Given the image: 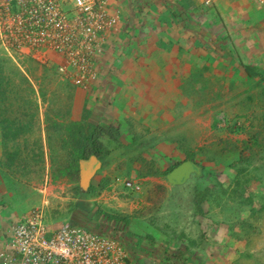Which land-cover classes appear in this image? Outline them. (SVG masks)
Returning a JSON list of instances; mask_svg holds the SVG:
<instances>
[{
    "label": "crops",
    "instance_id": "0c3cea01",
    "mask_svg": "<svg viewBox=\"0 0 264 264\" xmlns=\"http://www.w3.org/2000/svg\"><path fill=\"white\" fill-rule=\"evenodd\" d=\"M141 1L120 0L121 6L118 5V7L125 15L121 27L122 33L120 34L122 40L119 39L118 41L119 47L115 46L111 50L110 57L108 55L103 60L106 62L105 67L108 70L100 69L101 77L104 80L96 83L89 92L80 88H73L68 83H61L63 85L60 88L62 91L67 93L71 90L72 96L73 93L76 96L74 104H66L68 107L65 111L67 115L63 119L71 118V121L67 123L71 124L84 116V118H88L89 122L97 123L96 120L98 122L101 120L112 126L117 125L116 131L128 134L129 138L125 137L124 140H127V149H131L127 151L132 156L136 150L139 152V156L146 152L149 162L158 164L156 155L151 154L153 149H157L159 158H172L171 162L166 161L164 163L166 167L163 169L159 164V167H155L154 171L149 170L150 168L147 170L139 169V167L137 170L134 167L128 169L125 167L124 169L127 175L139 174L143 188L145 185L150 188L151 184L165 186V197L158 204L146 199L147 206L155 207L153 214L140 213V207L138 208L139 205L136 204L131 212L126 210L124 216H119V218L100 214L99 211L101 210L97 211L94 216L88 217L87 214L90 212L87 211L89 209L86 204L90 201L76 199L74 201H78L82 208L78 210L80 215H72V220L80 222L82 226L87 225L99 233L104 231L107 235L122 241L128 251L130 264H194L193 258L196 264H235L236 262L249 264L248 256L252 253L255 255L252 249L256 247L255 238L258 237L256 235L262 232L261 224L257 223L256 217H254L255 214L258 215L257 217L263 216L261 206L256 208L253 205V208L259 211L254 213H250L249 206L245 207L248 215L246 216L244 213V221H251L253 224L251 228L256 231L248 238L244 236L240 240L237 236L230 235V225L224 221L223 216H219L223 219H218L216 217L218 214L215 213L216 216L210 219L212 214H209V211L214 210V206L210 205L209 202L203 203V213L205 214L202 215L199 212L200 216L196 219L197 223L202 222L204 224L202 226L203 233L198 240H196V236L193 238L196 231L191 232V226L188 227L191 237L185 235L186 238L179 239L178 232H174L177 228V220L182 218L181 215L178 216V210L171 209L173 201L171 195L176 193L174 191L178 190L180 193L191 191L196 200V188L208 189L216 182L221 183L225 188H229L231 176L230 173H227L228 170L225 165L216 161L211 162V166L218 175L216 173L204 174L206 164L198 160L197 156L200 155L194 153L193 147L185 146L180 142V139L185 135L182 132L185 131L176 134L173 131H178V125H182L180 123L182 110H184V116L189 115L186 107L189 98H192V104L199 107V103L203 104L208 102L207 100L212 101L219 97L218 94L224 95V92H227L229 96H232L231 103L235 104L232 105L233 117L235 114L240 117V123H243L246 129L244 133L251 132L241 133L238 140L248 142L247 134L250 135L251 139L256 138L257 129L255 127L260 124L257 122V124H248L244 117L250 116L249 110L251 108H256V106L258 108L262 105L261 99L264 97V89L262 90V86L261 89L255 87L256 89H252L251 92L254 95L251 94L250 100L245 101L243 94L245 95L247 91L241 90L239 85L246 83L244 78L247 71L243 63L247 61L252 62V69H250L252 72L264 75L263 64L260 68L263 72L254 68L256 63L263 59L264 50L262 44L260 45V40L264 35V6L258 7V3L253 2L254 0H157L158 12L160 11L157 20L152 23V28L141 30L135 17ZM184 10H188L190 13V20L197 21L193 24L194 26L190 24V27H182L178 23L182 20L180 13ZM235 16L238 19L234 18ZM186 21L189 25V21ZM136 28L140 32L138 36L135 35ZM149 29L154 32L150 33ZM217 31L218 39L214 38ZM141 32H148L149 35L146 34V36ZM122 41L130 44V47L129 45L126 48L120 46ZM110 48L108 46V52ZM216 83L220 84L218 89ZM15 90L17 88L11 85L8 90L5 88L4 92L10 96ZM207 94L211 96V99ZM69 97L70 95H68ZM108 97L113 99L111 107L104 103L109 102ZM39 106L41 107L40 103L36 105V116H34V123H36L37 128L30 133H25L24 130L17 128L16 131L18 132L5 133L9 121L7 122L3 116L4 112L6 114L5 107L4 112L0 107V253L8 250L9 238L12 235L11 230L14 225L21 221L24 215L31 211L28 210L35 207L39 202L43 206L45 196L42 193V188L44 182L47 179L48 181L52 180L48 176L50 160L58 159V157L66 159L62 164L59 163V167L56 168H62L61 178L64 181L69 180V170H66L70 166L67 161L69 156L62 157L59 147L50 144L48 131L52 126H47V120L45 123L42 122ZM99 108L101 111L97 116L94 110ZM259 109H262V106ZM191 119L195 120L193 117ZM31 121V119L27 120V122ZM249 121L251 122V119ZM124 124L126 125L125 128ZM2 127L5 132H3ZM152 129L154 132L151 131ZM54 139L58 140L55 137ZM135 141L139 142V146L135 145ZM228 142L227 139L221 140L223 146ZM113 148L115 147L111 148L110 155L106 156L108 159L114 154V152L112 153ZM240 148L242 149V147ZM241 149L238 151L239 154L242 152ZM255 150L250 153L244 149V156L247 157L251 154L258 156L259 153L256 154ZM196 152L199 153L198 150ZM188 155H195V159L189 161L196 164L200 172L193 174L191 179L181 186L165 183L161 175L167 169L188 160ZM38 165H43L44 171L46 170L45 173H47L41 185L32 182L33 180L42 181V178H39L40 172L36 171ZM52 166H57V164L53 162ZM116 169L114 167L113 170L115 171L110 170L111 176L117 173ZM99 170L101 171V168ZM124 170H121V173H124ZM98 171L96 174L93 173L90 183L83 182L85 189H88L86 186L90 184L89 190L92 188V195L97 197V200L101 196L99 188L102 186V182L110 175L106 170L103 173ZM220 172L224 174L220 176ZM152 173L156 174L153 175ZM202 174L205 176V182L200 184L199 177ZM226 174L229 176V180L220 182V179ZM8 175L12 180L10 183L6 182ZM233 175L236 176L235 173ZM79 179L78 186L81 187L80 175ZM196 181L200 183L198 184ZM195 184H198V187H195ZM107 185L109 184L107 183ZM191 185H193V191ZM258 186L255 185V188ZM58 188L61 192L64 187ZM25 193H28L29 199L18 200L19 206L17 208V199ZM144 193L145 191L139 195L146 196ZM24 208L25 211H23ZM108 210L109 214L114 215L112 211L110 212V208ZM26 211L28 212L22 214ZM127 213L129 214L127 215ZM240 223H242L241 229H235L239 235L246 228L245 222L240 221ZM225 226L228 227L229 231L227 235L222 231ZM209 236L213 237L214 240L205 241ZM178 240L181 241L179 243H182L181 247H179L180 244L178 246ZM208 242H213V245H208ZM183 244H193V253L188 247L184 248ZM210 245L212 246L209 249L208 246ZM178 248H184V251H178ZM232 249L235 250L233 253L236 256L227 258V252ZM263 252L264 247L255 256L262 255ZM0 264H2L1 259ZM260 264L263 262L261 261Z\"/></svg>",
    "mask_w": 264,
    "mask_h": 264
},
{
    "label": "rangeland",
    "instance_id": "374dc122",
    "mask_svg": "<svg viewBox=\"0 0 264 264\" xmlns=\"http://www.w3.org/2000/svg\"><path fill=\"white\" fill-rule=\"evenodd\" d=\"M253 2L258 3V7L264 6V0H257V1L254 0ZM114 5L117 10L122 12L121 8L118 7V5L121 6L120 0H114ZM139 5H140L139 6L140 8H138L137 9L138 12L135 13V17L137 20L136 22L137 24L139 23L140 25L138 27L141 30H144L146 28H152L153 27L152 23L157 20V15L158 13H160V11L158 12L157 0H142ZM189 15L190 13L188 12V10L181 11L180 16L182 17V20L178 21V23H180L182 27H190L191 26L190 24L194 26L193 24L197 23L196 20H190ZM124 16L125 15L122 12L123 20H125ZM234 18L238 19V17L236 16ZM186 20L189 21V25ZM135 30H136L135 35L138 36L140 32L138 31L137 28ZM149 32L153 33L154 31H150L149 29ZM121 33L122 31L117 35L116 39H109L108 45H109V48L111 45V48H110V51L108 52V46L105 47V55L100 60V63H98L97 65L99 72H101L100 69L107 70V68L105 67L106 62H103V60L108 55L110 57V52L115 46L119 47L117 44H118L119 39L122 40L120 38ZM217 33L218 31L215 33V36H214V38L216 39H218ZM141 34L149 35L148 32L147 33L141 32ZM123 41H126V40H123ZM123 41L120 46H122L123 48L124 47L126 48V46L129 45L130 47V44L123 43ZM260 41H261L260 45L262 44V49L264 50V35L262 36ZM262 58H263L262 61L257 62L256 65L254 66V68L259 69V72H263L260 70V68L262 67L261 64L264 65V51L262 54ZM243 64L246 67V71H247L246 77L245 78L243 77L244 81L246 79V83H240L239 86L241 90L247 91L245 95L243 94L245 101H246V100H250V97L254 95L251 93L252 89H254L255 87L257 89H261L260 88L261 86L263 87L262 90L264 89V84H263L264 75L262 73H259V74L254 73L250 70L252 69L251 68L252 62L247 61L246 63H243ZM35 65L36 64L33 63L31 60H22V59L18 60L15 64L11 59H7V57L2 56L0 54V107L3 110V112H4V107H5L6 114L4 112L3 116L7 122L9 121V123L6 125V132L3 127H2V130L5 133L18 132L16 131V128L24 130L25 133L26 132L30 133L32 130L35 131L37 128L36 123H34V116H36L35 110H36V105L37 104L39 105L40 103L41 107L39 106V111H40V114L42 115V118H41L42 122L45 123V121L47 120L46 121L47 126L48 127L49 125L52 126L50 127L48 131V133L50 134L49 136L50 144H53L56 147L57 146L59 147L60 155L62 157H64L65 155H68L69 157L67 161L70 164L72 163V156H70V154L72 151L71 147L73 144V140L68 135V132H67L69 131L70 129L69 125L71 124H67V123L71 121V118L68 120L63 119V118L65 117V115H67V113L65 112L66 109H68L66 104L68 105L69 103L74 104L75 102V98H76L75 93H73V96H72L71 90L67 93L62 91L60 89L63 87V85L61 84L62 82L55 79L54 76H51L50 72L43 70ZM263 70H264V67H263ZM103 80H104L103 77H101V79H99L96 83H98L99 81H103ZM11 85H14L17 88V90H15V92L12 93L13 95L9 96L8 93L6 94L4 92V89L6 88L8 90L11 87ZM218 85L220 86V84L216 83L217 89H218ZM68 95H70L69 98H68ZM218 95L219 97H216L212 101L207 100L208 102H205L203 104L199 103L200 104L199 107H197L195 104H192L191 103L192 98H189L187 100L188 106L186 105L187 110L189 111L188 112L189 115L184 116L183 115L184 110H182V114H181L182 116L180 119V123L182 125L180 124L178 125V131H173V133L175 132V134L185 131V132H182L185 135L184 137L180 139V142L185 146L193 147L194 153L200 155V156H197L198 160L206 164V169L204 171V174H207V175H209L210 173L217 174V172L216 170H213L211 166L212 165L211 162L206 160L212 157V153L210 151L209 152L203 151V149L208 147V148H211L213 151L215 150H217L218 152L220 151L218 153L219 155L217 154V158L224 161L227 158H225L224 155L222 156V151H224L223 149H225V147L221 145V140L227 139L229 141L228 144L231 146V148L229 149H234V151L236 152L237 150L236 146H238L239 149H241L240 147H242L243 144L245 143V142H240L238 140L240 139L241 133L243 134L251 133L249 131L244 133V131L246 130L245 126L243 125V123H240L241 119L240 117L237 116V114H235V116L233 117L232 105H235V104L231 103L232 96H229L227 92H224V95L222 94H218ZM208 97H210L211 99L210 95H208ZM108 100H109L108 103L106 102L104 103L109 104L110 105L109 107H111L113 103V99L109 98ZM261 102H262V105H260V107L262 106V109H259L260 107L257 108V106L256 108H251L249 110L250 116L246 115V117H244L245 119H247L245 121H248V124H251V123L254 124L256 122L260 124L255 127L257 129L256 138L251 139L250 135L247 134V140L249 141L245 143L246 150L251 149L253 151L254 149H256L255 150L256 154L259 153L258 156H255V159L251 165H249L248 163L245 164L249 175L251 174L254 176L253 180L247 186L248 191L254 194H257V193L260 194L262 193V191L264 193L262 183H261V175H264V118H263L264 97L261 99ZM94 111H96V115L98 116L100 114L101 109L100 108L95 109ZM191 117H193V119L195 120H192ZM28 119H31L32 121L27 122ZM249 119H251V122L249 121ZM55 121L60 123L63 128H61L60 130H55L56 127H53V123ZM96 121L98 123V120ZM125 126L126 125L124 124V128ZM151 131L154 132V129H152ZM45 132L47 131L45 130ZM54 137L57 138L58 140H55ZM125 137L129 138L127 133H123L122 136L120 137L112 138L115 140V148L112 149V153L114 152V154L112 155V157H109V159L107 158L106 160H104V163L106 165H105V168L103 169L104 171L106 170L107 173H109L110 175L109 177H107V179L104 180V182H102V183H109L110 186L105 185L103 186L104 189L102 187L99 188L100 195H101L99 197L100 199L98 198L99 201L96 199L97 197L95 198V196L92 195L93 194L92 188L89 190V188L85 189L83 185H81V187L78 186L80 179L78 178V173L76 172L77 167H71V164H70L69 168L66 169V170H69L68 176H69L70 181L69 180L64 181L61 178L62 168H56V167H59V163L62 164V162L66 161V159H60V157H58V159L50 160L49 165L50 167H53V168L48 167V176L52 180L48 181L47 179V181H45L47 182V185H48L46 190H44L45 189L44 187L42 188V191L45 192L43 194L45 196L43 205L47 207V209L45 210V221L47 223L50 224V223L59 222V221L70 222L72 220V215L73 214L78 215L79 214L78 210L82 208V206H80L81 204L78 201H74L76 199L90 201V202H87L86 204V207H88L89 209L87 211L90 213L87 214V211H85L88 217L90 215L94 216V214H96V212L99 211L101 207L103 208L107 207V209L110 208L111 209L110 212L112 211L114 214L118 213V214L123 215L125 213L124 211L126 210H128V212H131L132 208H134V205L140 204V203H146L147 201L146 197L147 195H149V193L151 192L155 193L157 194V196L160 194L159 191L165 186H155L151 184L150 188H147L149 186L145 185V188L142 189V192L145 191L144 194L146 196L138 195L136 198H134V192L136 191L135 188L134 187L128 188L126 185H123V181L126 182L129 180L130 182L135 184L136 182H140V176L139 174L137 175L128 174L127 175V172L124 169L125 167H127V169L129 167H134L137 170V167H139V169L143 168V170H147L148 168H150L149 170L154 171V168L157 167L158 164L163 169L164 167H166L164 163L166 161L171 162L173 159L168 158V157L159 158L157 156L158 154L157 149H153L151 151V154L156 155L155 158L157 159V161H159L158 164L149 162L148 158L146 157L147 156L146 152L143 153V155L141 154V156H139V152H137L136 150L133 152L134 156H132L131 153L130 152L128 153L127 151L131 149H127V140H124ZM172 137L174 138L173 135ZM240 143L241 145H239ZM135 145L139 146V142L135 141ZM197 150L199 153L196 152ZM215 152L213 153L214 158H215ZM239 159L240 157L238 154L231 162H234L235 160H239ZM53 162L54 164H57V166H52ZM132 163H135V164L132 165ZM64 166L66 167L67 165L65 164ZM114 167L117 168L116 169L117 173L114 176H111L112 173L110 170L115 171L113 170ZM121 170H124V173H121L122 172ZM227 170H228L227 173H230V176H231L230 181L232 184V180L234 176L233 174L234 173L236 174V172L230 169H227ZM36 171L40 172L39 178H42V181L33 180L32 182L36 185H41L43 182V179L45 178L47 174L45 173L46 170L44 171L43 165L42 166L38 165L36 168ZM204 174H202L199 177L201 183L196 181L198 184L199 183L202 184V182L203 183L205 182ZM222 174L224 173H221V172L219 173L220 176ZM161 176H163V174ZM117 180L119 181L117 182ZM226 180H229V176L227 174L224 175L222 179H220V182L226 181ZM11 181L12 180L10 176L8 175L6 182L10 183ZM82 181L83 180L81 179V182ZM163 181L167 183L164 177H163ZM255 182H257L258 184H256ZM198 184H195V187H198ZM31 185L33 186V184ZM255 185H259L258 188H255ZM58 187H64V188L63 190H61V192H59ZM211 188L213 189V192L212 194H209V197L205 200V202H209L210 205L214 206V210H212L209 213V214H212L210 219H213V217L216 216L215 215L216 213L218 214V216H216L218 219H223V218H219V216H223L224 221L229 223V225L231 222H234V224H236L235 229L236 230L241 229L242 223H240V221H242L241 219L244 220L243 218L244 213H246V216L248 215V212L245 208L247 207V205L244 206L242 205V203H237V202L235 203L234 199L231 197L232 196V194L230 193L231 188H225V186L222 185L221 183H218V182L213 183L211 187H209L208 189H211ZM202 189L204 190L205 188H202ZM191 190L193 191V185H191ZM40 191H41V188H40ZM83 192H86V193H83ZM126 192L129 193L128 196L125 194ZM174 192L176 193L171 195V199L173 200L171 204L172 206L171 209L178 210V216L181 215L182 217L181 219L177 220V223H176L177 228L174 230V232H178L179 239L186 238L185 235L188 237H191V235L188 232V227L191 226L190 231L191 232L196 231L195 234H193V238L196 236V240H198L201 236V233H203L202 226L204 224L202 222H198V223L196 222V219L200 216L197 201L195 200L194 195L191 191H188L187 193L185 192L180 193L178 192V190H176ZM42 196L41 198H43ZM23 198L29 199L28 193H25V195L20 196L17 199L16 201L17 208L19 206L18 200L23 199ZM254 199H256L253 203L254 207L259 208L263 204V201H262L263 199H259V196L258 198H254ZM41 206L42 205L39 202V204H37L35 207L30 208L28 211L34 208H39ZM119 207H122V208H119ZM141 208L146 209L147 213L153 214V212H155L154 206L147 207V205L141 204L140 209ZM121 209L123 210L118 211ZM23 211H25V208ZM28 211L22 212V214H25ZM263 211H262L263 213L262 217L261 216L257 217L258 216L257 214L254 215V217H256L257 223L261 224V230H262L261 234L258 233L256 235L258 237L255 238L256 247L252 249L255 255L256 253H258V251H260L264 247V212ZM99 213L101 214L102 212L99 211ZM141 213H144V212H141ZM128 214L129 213H127V215ZM156 214L155 216L157 218ZM24 217H27V216L24 215ZM216 221L219 222L220 220H216ZM222 231L225 232V235H227V233L229 234L227 226L223 227ZM210 240L213 241L214 238L209 236L207 237L205 241H210ZM179 242L181 241L178 240V246L180 244L179 247H181L182 243H179ZM209 244L213 245V242L212 243L208 242V245ZM212 245L208 246V248L210 249ZM183 247L184 248L188 247L189 249H191L190 252L193 253V248H194L193 244L191 245L183 244ZM184 248L182 249L178 248V251L180 250L184 251ZM233 252H235L234 249H232L230 252H227L226 254L227 258L235 257L236 254H234ZM197 257L200 258V256H197ZM261 261L264 264V252L262 255L256 256V258L250 259L249 264H256V263L260 264ZM193 262L194 264H196V261L194 258H193ZM235 264H239V262Z\"/></svg>",
    "mask_w": 264,
    "mask_h": 264
},
{
    "label": "built area",
    "instance_id": "2783aa9c",
    "mask_svg": "<svg viewBox=\"0 0 264 264\" xmlns=\"http://www.w3.org/2000/svg\"><path fill=\"white\" fill-rule=\"evenodd\" d=\"M122 23L114 0H0V54L87 87L101 77L97 65ZM26 216L13 227L3 264H128L126 246L104 231L50 227L43 209Z\"/></svg>",
    "mask_w": 264,
    "mask_h": 264
},
{
    "label": "trees",
    "instance_id": "16d2710c",
    "mask_svg": "<svg viewBox=\"0 0 264 264\" xmlns=\"http://www.w3.org/2000/svg\"><path fill=\"white\" fill-rule=\"evenodd\" d=\"M264 118V115H263ZM70 126V129L68 132V135L72 138L73 140V144L71 147V154L70 156H72V163H71V167H77L76 172H79V166H80V161L82 159L84 160H89L91 158V156H97L101 161L102 160H106L107 157L110 152H111V148L115 147V140L112 139L114 137H118L117 134H114L113 131L109 132V129H105L101 126L98 125H94L91 122L88 121V118H84V116L76 121V122H72ZM53 127H56L55 130H60L61 128H63L61 126L60 123L58 122H54L53 123ZM222 145V144H221ZM258 145V144H257ZM211 147V146H210ZM225 149H223L224 151H222V153L225 155V159L224 161H222L221 159L217 158V154L219 153L217 150L213 151L211 148H205L203 149V151H207V152H211L212 153V157L206 159L207 161L210 162H218V163H222L223 165H225L226 169H232L236 172V176L234 177L232 184L229 188L230 189V193L232 194V198L234 199V202L236 203H242V205L244 206H249V211L250 213H254V212H259L257 210H255L253 208V203L256 199L254 198H258L259 199H263V204L261 205L262 210H264V193L262 191V193L260 194H254V193H250L248 191L247 186L250 184V182L253 180L254 176L253 175H249L248 170L245 166V164H249L251 165L252 162L255 159V154L254 155H250L245 157L244 155V149L246 150V144L244 143L241 149V153L239 154V147L236 146V152L234 151V149H229L231 148V146L228 143H225L224 145ZM250 153H252L253 151L250 149L248 150ZM252 151V152H251ZM215 152V158L213 157V153ZM240 155V159L239 160H235L234 162H231L237 155ZM219 155V154H218ZM188 160H194L195 159V155L191 156L188 155L187 157ZM103 162V161H102ZM181 163L177 164L176 166L167 169L163 175H168L174 168H176L178 165H180ZM248 173V174H247ZM145 174V173H144ZM153 175H155L156 173H152ZM247 174V175H246ZM141 175V174H140ZM147 175V174H145ZM243 179V180H241ZM261 183H262V187L264 190V175H261ZM107 184V183H105ZM109 184V183H108ZM104 189L103 184L102 186H100ZM165 187H163L160 191H159V195L154 199V203L158 204L159 202H162L164 200L165 197ZM213 189H205L203 190L202 188H196V200L198 202V207H199V212L202 213V215H204L205 213H203V203L205 202V200L209 197V194H212ZM148 198L153 200V197L151 195H148ZM239 201V202H238ZM234 203V204H235ZM101 212L103 214H107L112 218H119V216H124L122 214H109V210L106 208L101 207L100 208ZM144 212V211H141ZM140 212V213H141ZM264 212V211H263ZM101 213V214H102ZM146 213V212H144ZM242 222H245L246 224V228L240 232L241 235H239L236 231H235V224L234 222L230 223L229 226V230H230V234L231 235H235L237 236L239 239H243V237H251L256 231L255 229L251 228L253 227V224L251 221H244L243 219H241Z\"/></svg>",
    "mask_w": 264,
    "mask_h": 264
},
{
    "label": "clouds",
    "instance_id": "9594fccd",
    "mask_svg": "<svg viewBox=\"0 0 264 264\" xmlns=\"http://www.w3.org/2000/svg\"><path fill=\"white\" fill-rule=\"evenodd\" d=\"M35 66H37V65H35ZM38 67V66H37ZM40 68V67H39ZM55 79H57L58 81H60V82H62V83H68V85H70V86H72L73 88L74 87H76V88H80V89H83V90H86V91H90L93 87H94V85L96 84V82L100 79H97V81H94V82H92L91 84H89L87 87H81V86H77V85H74L73 83H71V81H69V80H67V79H65L64 77L63 78H61V77H54ZM92 124H94V125H98V126H101V127H103V128H105V129H109V132L110 131H113V133L114 134H117V136L118 137H120V136H122V132H120V131H116L117 130V125H114V126H112V125H110V124H107L105 121H99L98 123H94V122H91ZM92 157V156H91ZM97 157V156H96ZM99 159V158H98ZM104 161V160H103ZM186 161H189V160H185L184 162H186ZM81 162H82V160L80 161V166H79V172H78V178H79V175H80V177H81V179H82V169H81ZM99 162H100V168H101V173H103L104 172V166H105V163H104V166H103V162H102V164H101V160L99 159ZM184 162H182V163H184ZM189 162H191V161H189ZM181 163V164H182ZM193 163V162H192ZM71 164V163H70ZM69 164V165H70ZM180 164V165H181ZM196 165V164H195ZM179 166V165H178ZM177 166V167H178ZM197 166V165H196ZM198 167V166H197ZM99 168V169H100ZM98 168H97V170L94 172V174H96V172L99 170ZM175 169V168H174ZM173 169V170H174ZM198 169H199V167H198ZM163 177L166 179V181L168 182V180H167V175H163ZM91 179H90V182H91V180H92V178H93V174L91 175V177H90ZM119 180H117V182H118ZM129 181V180H128ZM127 182V181H126ZM125 181H123V185H126L125 183H126ZM169 183V182H168ZM187 183V182H186ZM45 184H47V182H45ZM44 184V185H45ZM103 184V186H105V185H107V184H105V183H102ZM170 184V183H169ZM185 184V183H184ZM184 184H181V185H184ZM81 185H83V187H84V183H83V181H82V184ZM135 186H139V189L138 190H136L135 192H134V198H136L141 192H142V189H143V187H142V183H140V182H136L135 184H134ZM171 185V184H170ZM181 185H178V186H181ZM89 186H90V184L88 185V186H86V187H88L89 188ZM128 187V186H127ZM85 188V187H84ZM128 188H130V187H128ZM156 189V188H155ZM166 192V191H165ZM42 193H43V191H42ZM44 194V193H43ZM127 196L129 195V193L128 192H126L125 193ZM149 195H151L152 197H153V200H149V202L151 201V202H153L154 201V199L157 197V194H155V193H149ZM146 199L148 200L149 198H148V195H147V197H146ZM141 204L142 205H146V203H140V204H138L139 206H138V208L139 207H141ZM147 207H149V206H147ZM34 209H43V211L45 212V210L47 209V207H45L44 205L43 206H41V207H39V208H34ZM34 209H32V210H34ZM140 209V208H139ZM31 210V211H32ZM31 211H30V213H31ZM141 211H144V212H147V210L146 209H140V212ZM209 213H210V211H209ZM26 216V215H25ZM82 221V220H81ZM64 223H67V222H65V221H59V222H53V223H48L49 224V226L50 227H54V228H57V227H59V226H61L62 224H64ZM68 223H70V224H74V225H76V226H80V227H83V228H85V229H87V230H89V231H93V232H96V230H94L93 228H91V227H89V226H87V225H85V226H82L81 224H80V222H76V221H73V220H71L70 222H68ZM58 224V225H57ZM15 226V225H14ZM13 230V229H12ZM11 237H12V235H11ZM11 237L9 238V243H8V250L7 251H10L11 250V244H12V240H11ZM237 240V239H236ZM241 240V239H240ZM122 242V241H121ZM123 243V242H122ZM124 244V243H123ZM7 251H5V252H2V253H6ZM2 253H0V259H1V263H2V258H1V254ZM249 259H254V258H256V256L252 253V254H250L249 256ZM129 261V260H128ZM236 263H238V262H236ZM240 263V262H239ZM3 264V263H2ZM128 264H130L129 262H128Z\"/></svg>",
    "mask_w": 264,
    "mask_h": 264
},
{
    "label": "water",
    "instance_id": "95a60500",
    "mask_svg": "<svg viewBox=\"0 0 264 264\" xmlns=\"http://www.w3.org/2000/svg\"><path fill=\"white\" fill-rule=\"evenodd\" d=\"M98 167H100V162L96 156L81 162L82 180L84 183H90V177ZM199 172L200 170L194 163L186 161L172 170L167 175V180L171 185H181L191 179L193 174Z\"/></svg>",
    "mask_w": 264,
    "mask_h": 264
}]
</instances>
